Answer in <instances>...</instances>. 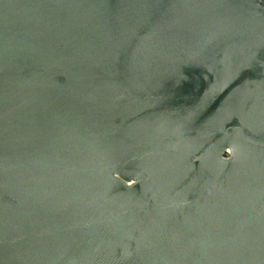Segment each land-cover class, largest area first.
Segmentation results:
<instances>
[{
    "label": "water",
    "instance_id": "1",
    "mask_svg": "<svg viewBox=\"0 0 264 264\" xmlns=\"http://www.w3.org/2000/svg\"><path fill=\"white\" fill-rule=\"evenodd\" d=\"M0 264H264V0H0Z\"/></svg>",
    "mask_w": 264,
    "mask_h": 264
}]
</instances>
